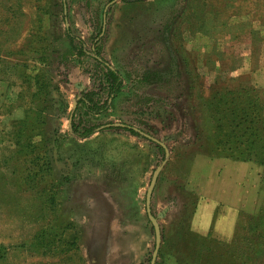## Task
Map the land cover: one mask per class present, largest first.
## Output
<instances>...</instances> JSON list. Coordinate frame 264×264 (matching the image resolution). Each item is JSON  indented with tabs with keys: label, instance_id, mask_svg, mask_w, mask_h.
<instances>
[{
	"label": "rangeland",
	"instance_id": "rangeland-1",
	"mask_svg": "<svg viewBox=\"0 0 264 264\" xmlns=\"http://www.w3.org/2000/svg\"><path fill=\"white\" fill-rule=\"evenodd\" d=\"M66 3L65 21L63 0H0V264H151L159 167L155 264H264V168L212 152L219 99L264 103V0ZM67 28L124 81L107 113H76L101 127L84 141L69 129L75 97L100 89L105 68ZM38 75L48 96L33 97ZM37 106L50 168L32 182L40 167L15 134ZM244 132L228 153L248 157ZM85 183L94 198H80Z\"/></svg>",
	"mask_w": 264,
	"mask_h": 264
},
{
	"label": "trees",
	"instance_id": "trees-1",
	"mask_svg": "<svg viewBox=\"0 0 264 264\" xmlns=\"http://www.w3.org/2000/svg\"><path fill=\"white\" fill-rule=\"evenodd\" d=\"M66 1L68 0H63V16L65 21L67 20ZM123 1L127 3H133L139 2L141 0ZM67 36L69 37L71 42L77 40L82 45L83 51L81 55H96L95 59L99 60L100 54L97 51L98 48L96 47V45L93 51L89 52L86 44L81 39L72 35L70 28H67ZM101 64L104 65L105 73L103 75V81L101 83L100 89L83 91L75 97L76 110L74 112L73 120L70 124L69 129L71 134L77 139L86 140L98 133L101 130V127L100 125H86L82 117L76 120V113L80 111V109L84 111V116L86 117L100 116L107 113L111 109L113 103L121 94L123 89L124 81L121 73L117 69H112L104 61H102ZM35 85L36 90L33 97H42L44 95L48 96L46 93L47 83L45 82V78L43 76H37V79H35ZM39 101L44 103L43 99L39 98ZM246 104H250V106L246 108ZM215 105H217L218 116L216 118L215 137L212 138V142L215 146L214 151L212 150L213 154L217 157H223L225 155V157L238 161H253L264 168V103L261 102L260 98L256 96L251 103L240 101L239 109L234 107L235 103L231 104L228 101H223V99H219L218 103H216ZM58 106L60 112L59 114H63L66 110L65 103L58 99ZM45 111L46 108H44V106H37L34 111V119H32L30 122L23 121L19 125L20 130L15 134V140H17L16 145L19 149L17 153L23 154L25 158H31L29 162L32 163V165L35 164L37 166L39 165L40 167L39 172H36L33 178L32 174L28 175L29 180H31L32 182H34L39 175L41 179H43L42 175L50 168V163L49 160H47L46 155V150L47 153L49 150L47 149L48 142L47 139L43 137V130L45 127H47L46 123H44V120L42 119V115L43 113H45ZM238 119H241L239 124H237ZM236 126H238L239 128H245L244 135L247 134L250 128V132L252 133V136L254 138V140L250 144L255 145H250L246 148V150H250V154L248 155V157L244 152H238L237 150H233L232 153H228L230 149L225 148L226 144L235 142L236 136L234 135V132ZM224 128L227 129V135L220 136ZM121 129H125L134 136L141 137V134L131 127H121ZM42 153H44V155ZM251 155L253 157H251ZM56 188H58V185L56 186ZM90 188H92V186L80 187V190L84 192L80 195L81 199L94 198L89 193H86ZM52 203H55L54 197L52 199ZM53 219L54 221H59L60 217H54ZM258 222L262 223L261 220H259Z\"/></svg>",
	"mask_w": 264,
	"mask_h": 264
},
{
	"label": "water",
	"instance_id": "water-1",
	"mask_svg": "<svg viewBox=\"0 0 264 264\" xmlns=\"http://www.w3.org/2000/svg\"><path fill=\"white\" fill-rule=\"evenodd\" d=\"M105 17H106V13H105ZM72 118H73V113H72L71 118L69 120L70 124L72 122ZM114 126H116V127L117 126L124 127L123 125H114ZM138 132L140 133V131H138ZM144 136L146 138L150 139L151 141L157 143L161 147H163L165 149L166 155L167 156L169 155V151H168L167 147L163 143H161L158 140H155V139H153V138H151V137H149L147 135H144ZM160 173H161V167L156 169V171H155V173L153 175V178H152V182H151L150 187H149L148 192H147V197H146V208H147L148 218H149L150 222L152 223V225L154 227V230H155V234H156V248H155V252L153 254V259H152L151 264H155L156 263L157 256H158V253H159V249L161 247L160 226H159V223H158L157 219L153 216L152 208H151L153 192H154L155 186L157 184V181H158Z\"/></svg>",
	"mask_w": 264,
	"mask_h": 264
},
{
	"label": "crops",
	"instance_id": "crops-1",
	"mask_svg": "<svg viewBox=\"0 0 264 264\" xmlns=\"http://www.w3.org/2000/svg\"><path fill=\"white\" fill-rule=\"evenodd\" d=\"M122 75V74H121ZM76 110V104H75V106L73 107V111H72V113H74V111ZM80 141H82L81 139H80ZM84 141V140H83ZM82 186H91V183H85V184H83ZM151 208H152V205H151Z\"/></svg>",
	"mask_w": 264,
	"mask_h": 264
},
{
	"label": "flooded vegetation",
	"instance_id": "flooded-vegetation-1",
	"mask_svg": "<svg viewBox=\"0 0 264 264\" xmlns=\"http://www.w3.org/2000/svg\"><path fill=\"white\" fill-rule=\"evenodd\" d=\"M99 61H101L102 62V60L101 59H99ZM106 64H108V63H106ZM109 65V64H108ZM112 69H115V68H113L111 65H109ZM72 120H73V118H72ZM114 126V125H113ZM116 127V126H115ZM124 127H126V126H124Z\"/></svg>",
	"mask_w": 264,
	"mask_h": 264
}]
</instances>
